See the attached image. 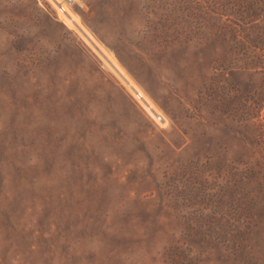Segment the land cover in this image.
Here are the masks:
<instances>
[{
  "label": "rangeland",
  "instance_id": "1",
  "mask_svg": "<svg viewBox=\"0 0 264 264\" xmlns=\"http://www.w3.org/2000/svg\"><path fill=\"white\" fill-rule=\"evenodd\" d=\"M72 9L167 123L47 2L0 0V264H264V0Z\"/></svg>",
  "mask_w": 264,
  "mask_h": 264
},
{
  "label": "bare ground",
  "instance_id": "2",
  "mask_svg": "<svg viewBox=\"0 0 264 264\" xmlns=\"http://www.w3.org/2000/svg\"><path fill=\"white\" fill-rule=\"evenodd\" d=\"M54 2H62V0H49ZM58 16L69 29L74 30L87 43V45L101 58L112 72L117 76L127 90L136 98L143 108L157 121H161L162 125H166L167 119L154 104V102L143 92V90L132 79L126 69L121 65L116 56L107 50V48L99 42V40L87 29L81 17L75 13L70 6H64V9L58 8Z\"/></svg>",
  "mask_w": 264,
  "mask_h": 264
},
{
  "label": "built area",
  "instance_id": "3",
  "mask_svg": "<svg viewBox=\"0 0 264 264\" xmlns=\"http://www.w3.org/2000/svg\"><path fill=\"white\" fill-rule=\"evenodd\" d=\"M38 3L41 5L43 4V2H47L55 11H56V14H57V17L59 19V16H58V8L59 9H64V6H71L72 8L76 5H80V3L84 0H62V2H54V4L52 2H50L49 0H37Z\"/></svg>",
  "mask_w": 264,
  "mask_h": 264
}]
</instances>
